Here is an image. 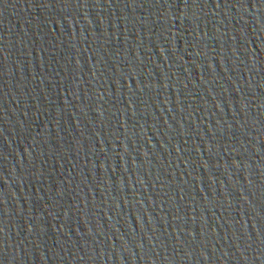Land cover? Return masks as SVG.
Returning a JSON list of instances; mask_svg holds the SVG:
<instances>
[{
  "label": "water",
  "instance_id": "1",
  "mask_svg": "<svg viewBox=\"0 0 264 264\" xmlns=\"http://www.w3.org/2000/svg\"><path fill=\"white\" fill-rule=\"evenodd\" d=\"M0 264H264V0H0Z\"/></svg>",
  "mask_w": 264,
  "mask_h": 264
}]
</instances>
